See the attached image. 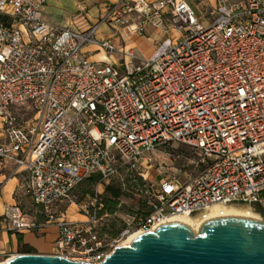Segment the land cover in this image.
<instances>
[{"label": "built area", "instance_id": "1", "mask_svg": "<svg viewBox=\"0 0 264 264\" xmlns=\"http://www.w3.org/2000/svg\"><path fill=\"white\" fill-rule=\"evenodd\" d=\"M45 2L0 0V170L44 215L7 203L0 229L42 235L55 224L52 254L101 263L175 214L237 203L264 217V0H116L87 25H51ZM148 27L162 38L145 56L129 40ZM170 143L191 147L202 169L152 183L149 212L118 236L101 237L96 208L85 219L53 211L93 174L98 185L147 179Z\"/></svg>", "mask_w": 264, "mask_h": 264}, {"label": "water", "instance_id": "2", "mask_svg": "<svg viewBox=\"0 0 264 264\" xmlns=\"http://www.w3.org/2000/svg\"><path fill=\"white\" fill-rule=\"evenodd\" d=\"M2 264H264V222L218 217L205 221L197 234L184 223L168 222L116 247L101 263L21 253Z\"/></svg>", "mask_w": 264, "mask_h": 264}, {"label": "rangeland", "instance_id": "3", "mask_svg": "<svg viewBox=\"0 0 264 264\" xmlns=\"http://www.w3.org/2000/svg\"><path fill=\"white\" fill-rule=\"evenodd\" d=\"M210 2L213 3L214 0H210ZM89 8L96 11L99 6L95 2L94 5H91ZM120 30L121 27L119 28V31ZM147 36H150L155 40H160L162 38V32L156 28L148 27L147 34L145 37H141V41L145 40ZM133 39L134 37L129 40L132 45H134ZM119 40L120 42H123V39L120 36ZM148 46L149 43L136 48L140 54L145 55ZM20 116L26 117L28 114H26V111H21ZM198 158V154H196L192 148L186 144H167L155 152L151 167L152 170L149 171L150 174L147 176V179H125V176L121 175L116 176L108 183H102L101 185H98V181H86L74 189V191L70 193L69 197L65 198L61 203L55 206L53 211L57 214L61 211L65 212L70 219H85L83 216L84 209L93 211V209L96 208L98 209V231L101 237H112L107 233V228L112 231L118 230L121 227H124V225L133 223L138 217L147 212L148 208L146 202L154 193L153 188L156 187H152V183L157 185L174 172L180 176V181H184L187 178L194 176L202 169L200 165H197ZM20 182L21 186H18L15 193L16 201L20 203L26 212L44 217L41 208L35 205L31 197L27 194L21 178ZM109 183H115L122 188V195L120 196L119 203L113 213L105 210L104 204L101 203L102 198L106 194L105 187ZM96 195H98V197L95 199ZM230 204H232V207L235 208H241L244 205L237 203ZM199 214L200 212L193 215L198 216ZM21 253L24 252L20 250V254Z\"/></svg>", "mask_w": 264, "mask_h": 264}, {"label": "crops", "instance_id": "4", "mask_svg": "<svg viewBox=\"0 0 264 264\" xmlns=\"http://www.w3.org/2000/svg\"><path fill=\"white\" fill-rule=\"evenodd\" d=\"M97 3L99 8L93 11L91 5ZM116 0H46L43 8L44 19L51 25H66L73 21L79 25L93 23L100 18L105 6ZM100 35H107L110 30L107 25H102ZM154 38L148 36L141 41L140 36L133 39V44L143 46L149 43L145 56H150L154 49ZM92 49V47H91ZM144 55V54H143ZM105 55L95 53L93 58L101 60ZM21 186L19 176H12L7 171L0 170V214L3 212L4 205L16 201L15 193ZM1 225V224H0ZM58 229L55 224H49L42 235L33 232L13 233L0 229V262L7 258L20 254L22 244L33 249V253H54V240L57 236ZM20 235L22 241H20Z\"/></svg>", "mask_w": 264, "mask_h": 264}, {"label": "bare ground", "instance_id": "5", "mask_svg": "<svg viewBox=\"0 0 264 264\" xmlns=\"http://www.w3.org/2000/svg\"><path fill=\"white\" fill-rule=\"evenodd\" d=\"M232 204H215L212 206L207 207L205 210L201 211L198 216H194L193 214H187V213H181V214H175L171 217H169L166 220V223L168 222H180L188 225L194 233H198L199 228L201 225L213 218L218 217H245V218H251L256 219L264 222V217L260 216L257 212L253 211L249 206L243 205L241 208H235L232 207ZM143 234L141 231H135L131 233L127 238H125L122 241V245H128L130 244L135 237L138 235ZM0 262V264H2Z\"/></svg>", "mask_w": 264, "mask_h": 264}, {"label": "trees", "instance_id": "6", "mask_svg": "<svg viewBox=\"0 0 264 264\" xmlns=\"http://www.w3.org/2000/svg\"><path fill=\"white\" fill-rule=\"evenodd\" d=\"M125 179H132V180H138L141 179L142 177L138 176L136 173H127L124 175ZM100 177L97 174H93L91 176H89L88 178H86L83 182L79 183L74 189H76L79 185H81L82 183L89 181V182H97L99 181ZM73 189V191H74ZM72 191V192H73ZM89 192V191H87ZM105 192L106 194L104 195V197L102 198V204H104V208L105 210H108L110 213H113L116 210V207L119 203V198L122 195V188L119 185H116L115 183H109L108 185H106L105 187ZM149 211L147 210V212L145 214H147ZM38 218L40 220L44 219L43 216L38 215ZM127 225H124V227H121L118 230H111V229H106L107 233L109 235H111L112 237H116L119 235V233L126 227ZM20 234V233H19ZM20 241H22V236L20 235ZM20 250L24 253H33V249L25 244L21 245Z\"/></svg>", "mask_w": 264, "mask_h": 264}]
</instances>
